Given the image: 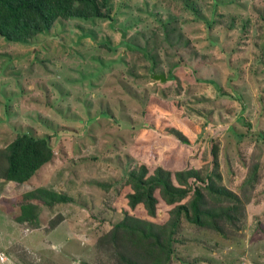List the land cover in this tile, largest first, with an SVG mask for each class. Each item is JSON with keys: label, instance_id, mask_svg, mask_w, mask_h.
Wrapping results in <instances>:
<instances>
[{"label": "rangeland", "instance_id": "374dc122", "mask_svg": "<svg viewBox=\"0 0 264 264\" xmlns=\"http://www.w3.org/2000/svg\"><path fill=\"white\" fill-rule=\"evenodd\" d=\"M108 6L109 21H58L20 43L0 36V146L21 131L55 149L25 185L0 180V251L10 264L109 262L97 243L124 218L126 201L116 194L125 176L146 165L195 168L209 180L212 142L223 178L247 204L243 237L187 225L174 264H264V184L255 191L253 168L264 163V0ZM39 188L74 202L41 208L42 226L20 224L24 195Z\"/></svg>", "mask_w": 264, "mask_h": 264}, {"label": "trees", "instance_id": "16d2710c", "mask_svg": "<svg viewBox=\"0 0 264 264\" xmlns=\"http://www.w3.org/2000/svg\"><path fill=\"white\" fill-rule=\"evenodd\" d=\"M108 1L0 0V36L12 43H20L51 32L58 21H109L111 12ZM169 24H163L166 31ZM209 27L214 28L215 24ZM230 27L233 29L234 23ZM260 33L264 36L262 31ZM93 36L96 37V34ZM166 43L167 46L170 44L168 41ZM100 48L112 50L104 44H100ZM257 58L264 63V48L260 49ZM159 62L160 59H155V68H158ZM209 147V180L204 179L195 168L171 171L158 166L151 172L146 165H141L139 170L133 169L131 174L125 176L116 194L126 201L121 209L123 212L119 211L124 218L114 223L97 243L103 254L108 255L109 262L104 264H174L178 260L177 248L186 245L180 237L187 225L225 238L231 235L243 237L242 229L248 220L247 204L234 185L221 174L219 145L211 142ZM54 158L55 149L48 139L17 131L11 143L0 146V180L25 185ZM253 164L257 191L264 184V163ZM213 176L219 177L220 185L214 183ZM192 181L195 183L194 189L188 188ZM99 186L108 193L111 191L108 183H100ZM73 202V198L67 194L39 188L24 195L18 221L20 224L42 226L41 208L53 209L56 205ZM161 207L165 211V219L159 222ZM62 221L63 216L51 220L48 223L50 230L58 227ZM58 253L62 254L60 250ZM90 262L81 261L79 264H93ZM41 264L56 262L50 260Z\"/></svg>", "mask_w": 264, "mask_h": 264}, {"label": "water", "instance_id": "95a60500", "mask_svg": "<svg viewBox=\"0 0 264 264\" xmlns=\"http://www.w3.org/2000/svg\"><path fill=\"white\" fill-rule=\"evenodd\" d=\"M119 31L121 32L122 36L125 37L126 32H125L124 30H121V29H120ZM154 78H155L156 80H162L163 82L166 81V78H165L164 75H154Z\"/></svg>", "mask_w": 264, "mask_h": 264}, {"label": "clouds", "instance_id": "9594fccd", "mask_svg": "<svg viewBox=\"0 0 264 264\" xmlns=\"http://www.w3.org/2000/svg\"><path fill=\"white\" fill-rule=\"evenodd\" d=\"M1 147H2V146H1ZM1 256H4V257L6 258V260L3 262V264H10V263H9V258H8V256H7L6 253L0 251V257H1Z\"/></svg>", "mask_w": 264, "mask_h": 264}, {"label": "built area", "instance_id": "2783aa9c", "mask_svg": "<svg viewBox=\"0 0 264 264\" xmlns=\"http://www.w3.org/2000/svg\"><path fill=\"white\" fill-rule=\"evenodd\" d=\"M6 260V258L4 256L0 257V264H3V262Z\"/></svg>", "mask_w": 264, "mask_h": 264}]
</instances>
